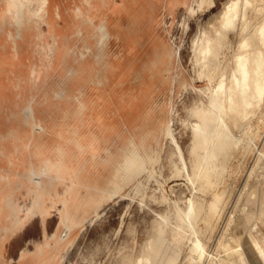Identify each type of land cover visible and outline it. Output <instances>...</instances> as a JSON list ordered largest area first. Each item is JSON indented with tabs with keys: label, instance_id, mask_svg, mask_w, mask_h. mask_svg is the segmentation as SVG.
<instances>
[{
	"label": "rangeland",
	"instance_id": "obj_1",
	"mask_svg": "<svg viewBox=\"0 0 264 264\" xmlns=\"http://www.w3.org/2000/svg\"><path fill=\"white\" fill-rule=\"evenodd\" d=\"M229 1L215 0L216 6L211 10H198L196 0L50 2L51 19L48 24L27 21V31L21 39L20 28L11 20L9 11L6 16L3 15L7 10L6 0H0V16H4L0 23V57L3 61H0V77L7 87L4 90L10 96L6 100L0 99V190L5 189L8 195L13 196L21 219L26 217L36 198L30 190L31 182L25 177L31 171L33 162L41 166L58 147L66 145L68 136L75 129L84 134L97 132L96 124L81 125V128L72 126L71 116L81 107L80 102L85 97L97 96L94 90L100 87L102 69L107 73L108 81L115 80L108 86L105 100L107 113L116 118L111 127L113 137L102 142L99 157L89 151L74 152V171L68 183L58 184L55 190L44 196V205L48 210L45 225L50 236L57 232L61 222L59 197L66 191L74 199L84 202L94 197V200L102 201L100 216L93 215L95 205H91L84 215L90 220L71 238L75 244L59 254L63 264H116L124 247L129 246L139 252L149 238L153 219L167 208L160 200L163 192L175 198L182 191H187L190 184L186 178H171L172 170L166 160L163 161L164 176L157 174L155 178H149V174L145 173L140 178L146 184L145 199L136 195L137 183L126 185L111 200L101 198L93 184L102 177H105V182L111 178L113 165L122 162L132 141L143 152L153 146L157 148L156 130L160 127V136L163 135V128L175 116L172 113L175 108L178 111L176 133L188 160L186 148L191 131L183 121H188L187 109L194 104L197 94L182 92L180 79L190 81L195 76L192 51L195 43L199 44L211 19ZM192 6L197 9L195 15L190 13ZM102 23L107 24L110 32L104 43L99 32ZM117 23L122 28L124 42L127 45L130 43V49L137 53L133 65L130 64V57L126 58L123 54ZM11 33L14 39L10 37ZM15 40L18 42L15 43ZM110 59L121 62L123 68H115ZM81 68L86 69L85 72H80ZM175 85L177 90L173 93ZM206 85V81L196 80L197 87ZM26 107L33 109L34 118L30 122L26 120ZM260 111H256L254 116V132H259L264 138V129L261 132L263 125L258 119L262 117ZM165 142L162 139L163 145ZM253 159H249V165L254 163ZM80 167L86 168L88 173L83 182H79L77 176ZM244 178L233 173V191L243 186ZM100 183L104 184V181ZM185 194L190 195V192ZM153 195L157 197L156 201ZM251 205L250 211H256V218L249 222L248 227L264 244V214L260 215L258 206ZM1 211L0 204V218L3 219ZM14 213L12 209L8 210V225L15 219ZM5 226L0 223V236H5ZM130 228L135 230L133 236L130 235ZM238 233L245 235L246 230L240 228ZM170 236L168 232V238ZM43 240L42 215L38 213L25 227L4 241L3 249H0V264H41V260L34 261L31 255L26 260L21 256L23 251H34L36 243ZM244 248L252 264H263L248 241H245ZM183 253L179 264H190L186 260L190 255L188 246Z\"/></svg>",
	"mask_w": 264,
	"mask_h": 264
},
{
	"label": "bare ground",
	"instance_id": "obj_2",
	"mask_svg": "<svg viewBox=\"0 0 264 264\" xmlns=\"http://www.w3.org/2000/svg\"><path fill=\"white\" fill-rule=\"evenodd\" d=\"M50 2L6 0L7 10L3 15L6 16L9 11L11 20L20 28L19 34L23 39V34L27 31L25 30L27 21L29 23L43 21L48 24L51 16ZM196 3L198 10H211L216 6L215 0H196ZM196 12V7L192 6L190 13L195 15ZM3 15L0 16V23ZM116 28L123 54L126 58L130 57V64L133 65L137 53L130 49V43L127 45L124 42L119 23L116 24ZM205 30L201 41L199 44L195 43L192 50L195 76L190 81L181 78L179 84L182 92L193 91L197 94L196 101L187 109L188 121H183L188 124L186 127L191 131L190 143L186 148L188 160L176 133L175 120L178 111L174 107L175 111L172 110V113L174 112L175 116L163 128V138L159 133L160 127L156 130L157 148L153 146L143 152L136 142L132 141L122 162L113 165L110 179L105 182V177H102L95 184L91 181L94 189L100 192L101 198L111 200L120 194L126 185L137 183L135 193L145 199L146 184L145 181H140V178L145 173L149 174V178H155L157 174L164 176L163 161L166 160L172 170L171 178L185 177L190 184L189 187L186 186L190 195L185 194L187 191H182L173 198L163 192L160 200L167 208L165 212L157 213L153 219L149 238L139 252L129 246L124 247L116 264H179L182 262L180 260L185 254L183 252L186 246L190 255L185 258L190 264H252L244 248L245 241L255 248L259 260L264 264V244L248 227L249 222L256 218V211H250L251 203L254 207L258 206L260 215L264 214V138L259 132H254L253 123L256 111L258 113L260 109L259 114H262V117L258 119L263 125L261 132L263 131L264 0L226 2L222 10L209 22L208 30ZM99 32L101 41L106 42L110 36L106 23L99 26ZM10 37L14 39L13 33ZM17 42L15 40V43ZM110 60L118 70L123 68L118 60ZM0 61L3 63L2 57ZM85 70L81 68L80 72ZM101 72L100 87L94 90L97 96L87 94L88 97L80 102L81 107L73 113L72 121L70 120L72 126L76 128L96 124L98 131L84 134L75 129L70 136L67 135L66 145L58 147L41 166L34 164L33 160V167L25 177L31 182L30 190L35 193L36 198L24 219L20 217V210L16 209L13 196L8 195L5 189L0 190L3 217L0 218V223L6 224L5 236H0L1 250L4 241L12 233L25 227L36 214L41 213L44 240L36 243L34 251H23L21 259L26 260L31 255L34 261L41 260V264H63L59 254L75 244L71 238L90 220L89 216L84 215L88 213L91 205H95L93 215L100 216L99 211L102 207L100 199L88 198L84 202L74 199L70 192L66 191L59 197L62 205L61 222L57 232L50 236L45 225L48 210L44 205V196L55 190L58 184L68 183L74 171L72 164L74 152L89 151L95 157H99L102 142L113 137L111 127L116 118L107 113L105 100L107 88L115 80L108 81L104 69ZM197 79L206 81L207 85L197 87ZM165 83L164 81V85ZM6 88L0 77V99L6 100L10 97L4 90ZM176 90L177 85L172 92L176 93ZM24 111L26 120L30 122L34 118L33 109L26 107ZM162 139L166 140L164 145ZM249 159H253L254 163L249 165ZM233 173L245 177L244 184L238 191H233L232 188ZM87 174L86 168L80 167L77 175L79 182L85 181ZM102 180L104 184L100 183ZM153 198L157 200L154 195ZM140 203L143 204L144 201ZM9 209L15 212V219L8 225ZM240 228L246 230L245 235L238 233ZM134 234L135 230L131 229L130 235Z\"/></svg>",
	"mask_w": 264,
	"mask_h": 264
},
{
	"label": "crops",
	"instance_id": "obj_3",
	"mask_svg": "<svg viewBox=\"0 0 264 264\" xmlns=\"http://www.w3.org/2000/svg\"><path fill=\"white\" fill-rule=\"evenodd\" d=\"M51 2H67L68 0H50ZM252 247V246H251Z\"/></svg>",
	"mask_w": 264,
	"mask_h": 264
}]
</instances>
